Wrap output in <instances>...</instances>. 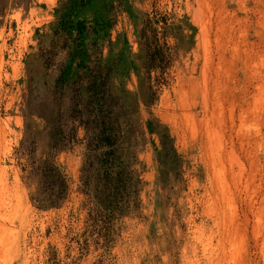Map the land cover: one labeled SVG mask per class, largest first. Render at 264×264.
Wrapping results in <instances>:
<instances>
[{"label":"rangeland","instance_id":"1","mask_svg":"<svg viewBox=\"0 0 264 264\" xmlns=\"http://www.w3.org/2000/svg\"><path fill=\"white\" fill-rule=\"evenodd\" d=\"M84 54L136 102L112 196ZM261 108L264 0H0V264H264Z\"/></svg>","mask_w":264,"mask_h":264},{"label":"trees","instance_id":"2","mask_svg":"<svg viewBox=\"0 0 264 264\" xmlns=\"http://www.w3.org/2000/svg\"><path fill=\"white\" fill-rule=\"evenodd\" d=\"M68 23H70L69 27L73 28L74 26L79 27L82 22H76L75 25L71 21ZM75 30L83 32V28H75ZM152 49L153 53L149 55L148 68L158 67L157 65L164 62L161 55L158 59L155 56L159 54V52L155 53L157 47L154 46ZM118 58H122L121 55ZM83 59L84 66L80 67L84 71L82 74L86 82L84 87L75 89L77 91L75 98L82 99L81 110L78 109L77 112L80 113V116H86L82 124L87 127L86 130L91 131V136L87 139V149L88 152L92 151L95 154L90 155L95 157L93 159L96 164L95 174L98 177V184L96 183L94 192L99 196L103 194L106 197L107 193L108 196H112L117 190L124 189L128 182V175L125 165H123L124 161L120 160L123 151L121 144L126 143L131 135L132 117L135 116L136 102L133 100L131 102L123 88L120 87L117 90L112 83V79L116 77L113 76L117 73V69L120 72L118 75L121 76L125 73L126 66L122 70L121 66L117 67V61L102 66L96 61L90 67L88 56L84 54ZM75 82L73 80V83ZM125 149L127 155L129 147ZM55 171V168L48 164L46 169L41 171V177L47 180L49 177L58 176ZM103 198L102 200L105 199Z\"/></svg>","mask_w":264,"mask_h":264},{"label":"bare ground","instance_id":"3","mask_svg":"<svg viewBox=\"0 0 264 264\" xmlns=\"http://www.w3.org/2000/svg\"><path fill=\"white\" fill-rule=\"evenodd\" d=\"M262 100H263V99H262ZM261 105H262V104H261ZM249 107H250V106H249ZM251 107H252V106H251ZM261 109H263V108H261ZM258 110H259V109H258ZM263 110H264V109H263ZM253 111H254V110H253ZM252 115H253V114H252ZM255 117H256V116H255ZM213 151H214V150H213ZM211 152H212V151H211ZM219 170H221V168H220ZM219 170H218V171H219ZM223 179H224V178H223ZM223 187H224V186H223Z\"/></svg>","mask_w":264,"mask_h":264}]
</instances>
